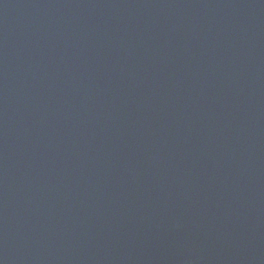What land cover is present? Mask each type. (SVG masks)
<instances>
[{"label":"water","instance_id":"95a60500","mask_svg":"<svg viewBox=\"0 0 264 264\" xmlns=\"http://www.w3.org/2000/svg\"><path fill=\"white\" fill-rule=\"evenodd\" d=\"M0 264H264V0H0Z\"/></svg>","mask_w":264,"mask_h":264}]
</instances>
